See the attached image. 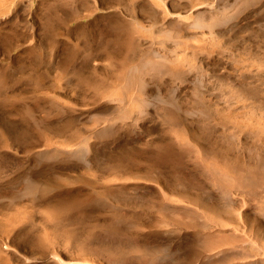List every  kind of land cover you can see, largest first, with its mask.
I'll return each mask as SVG.
<instances>
[{
    "label": "rangeland",
    "instance_id": "rangeland-1",
    "mask_svg": "<svg viewBox=\"0 0 264 264\" xmlns=\"http://www.w3.org/2000/svg\"><path fill=\"white\" fill-rule=\"evenodd\" d=\"M255 240L264 0H0V264H196Z\"/></svg>",
    "mask_w": 264,
    "mask_h": 264
},
{
    "label": "bare ground",
    "instance_id": "bare-ground-1",
    "mask_svg": "<svg viewBox=\"0 0 264 264\" xmlns=\"http://www.w3.org/2000/svg\"><path fill=\"white\" fill-rule=\"evenodd\" d=\"M217 184L224 189L225 192L228 191L227 183L225 184L216 176ZM253 177L247 176L243 185L251 186L257 185ZM236 186V184H234ZM250 243V242H249ZM251 244V243H250ZM220 252V251H219ZM217 253V252H216ZM224 253V252H222ZM226 254V253H224ZM223 255V254H222ZM214 256L206 255L197 260L196 264H264V242L255 240L252 242V249H244L234 255L233 258L227 259L225 256ZM232 257V256H231Z\"/></svg>",
    "mask_w": 264,
    "mask_h": 264
}]
</instances>
